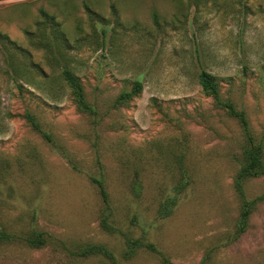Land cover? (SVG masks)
Here are the masks:
<instances>
[{
	"label": "rangeland",
	"instance_id": "obj_1",
	"mask_svg": "<svg viewBox=\"0 0 264 264\" xmlns=\"http://www.w3.org/2000/svg\"><path fill=\"white\" fill-rule=\"evenodd\" d=\"M190 2L0 0V228L18 235L0 242V264H114L68 250L90 243L118 264H163L144 248L127 254L126 236L174 264H264V174L243 183L255 202L239 235L244 131L199 83L202 69L214 74L264 143V0ZM64 68L96 115L78 107ZM92 177L120 233L102 227ZM35 230L48 237L39 248L21 240Z\"/></svg>",
	"mask_w": 264,
	"mask_h": 264
},
{
	"label": "trees",
	"instance_id": "obj_2",
	"mask_svg": "<svg viewBox=\"0 0 264 264\" xmlns=\"http://www.w3.org/2000/svg\"><path fill=\"white\" fill-rule=\"evenodd\" d=\"M199 5L201 2L200 0H191L190 4L193 3ZM44 12V11H43ZM156 16V15H155ZM63 74L65 76L66 81L68 82L69 86L71 87L75 101L77 102L78 107L85 111L96 115V110L94 107L89 103L85 96V90L80 82V80L75 76V74L69 69L64 68ZM199 83L204 90L209 95L214 96V98L221 104L230 115L236 117L240 124L242 125V129L245 135V143L243 147L244 153V164L242 165L240 172L236 179V187L237 190L240 192L242 198V213L239 222V235L242 231L246 230L249 222V216L252 211V206L255 202L249 201L246 197L245 191L243 189V183L247 178L259 176L264 174V143L261 140H258L250 127L249 118L247 113L244 109H239L235 103L232 101H223L221 100L220 96V88L219 82L214 74L209 72L206 69H202L199 73ZM143 89V84L141 81H136L134 88L126 93H122L119 97L120 101L125 99H129L134 95L140 93ZM29 119L31 120L33 126L41 131V133L49 139L47 133L42 131L40 124L35 121L33 115H28ZM183 159V158H182ZM183 168V164H181ZM92 181L97 184L100 194L102 196V200L104 203L103 209V216L101 217V225L102 227L112 233H120V229L110 220L113 212L112 206L110 204V196L109 192L106 188L105 181L103 178L92 177ZM185 181H181L184 183ZM180 188L178 191H181L185 188V186H179ZM166 201L162 202L160 205V216L164 217V215H168L172 212L173 208L170 210L169 202L170 200H177V197L174 195H170L165 198ZM166 207H163V203H166ZM177 202V201H176ZM162 208H164L162 210ZM170 210V211H169ZM15 237H18L15 233L9 232L4 228H0V242L5 241H12ZM27 245L31 247H42L48 242V237L45 236V232L35 230L28 236H24L21 238ZM127 243V254L134 252L138 248H144L152 253H155L159 256L163 264H174L169 257L158 248L155 242L150 240H144L142 238H133L126 236L125 238ZM62 246L65 248H69L66 243L61 242ZM72 255L79 256V257H88L89 255H101L108 259H110L114 264H118V260L114 254V252L104 244H96L90 243L86 244L78 249H68Z\"/></svg>",
	"mask_w": 264,
	"mask_h": 264
}]
</instances>
